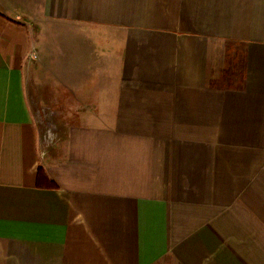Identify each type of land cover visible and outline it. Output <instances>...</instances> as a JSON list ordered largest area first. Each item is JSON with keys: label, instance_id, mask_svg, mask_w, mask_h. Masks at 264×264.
I'll return each mask as SVG.
<instances>
[{"label": "crops", "instance_id": "1", "mask_svg": "<svg viewBox=\"0 0 264 264\" xmlns=\"http://www.w3.org/2000/svg\"><path fill=\"white\" fill-rule=\"evenodd\" d=\"M0 264H264V0H0Z\"/></svg>", "mask_w": 264, "mask_h": 264}, {"label": "rangeland", "instance_id": "2", "mask_svg": "<svg viewBox=\"0 0 264 264\" xmlns=\"http://www.w3.org/2000/svg\"><path fill=\"white\" fill-rule=\"evenodd\" d=\"M41 72L43 73L44 71L39 70L38 73L40 74V77L37 76L35 78L36 84L39 85V87H37V91H39V89L41 91H32V85L29 83L30 101L38 125L42 129L53 130L63 125L59 122V120L64 119L66 109L64 107H52L49 105L50 80L49 77L45 75V73L41 75ZM34 87L35 86L33 85V88Z\"/></svg>", "mask_w": 264, "mask_h": 264}]
</instances>
